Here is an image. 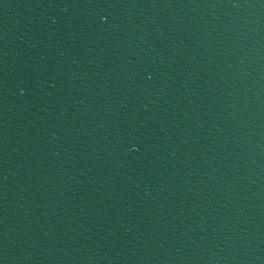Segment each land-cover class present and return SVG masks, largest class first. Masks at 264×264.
<instances>
[{
	"label": "water",
	"instance_id": "obj_1",
	"mask_svg": "<svg viewBox=\"0 0 264 264\" xmlns=\"http://www.w3.org/2000/svg\"><path fill=\"white\" fill-rule=\"evenodd\" d=\"M0 264H264V0H0Z\"/></svg>",
	"mask_w": 264,
	"mask_h": 264
}]
</instances>
